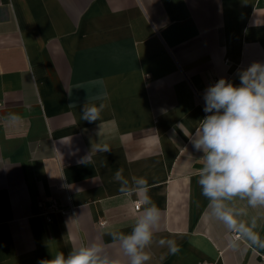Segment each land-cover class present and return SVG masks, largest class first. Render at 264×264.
<instances>
[{
	"label": "crops",
	"instance_id": "0c3cea01",
	"mask_svg": "<svg viewBox=\"0 0 264 264\" xmlns=\"http://www.w3.org/2000/svg\"><path fill=\"white\" fill-rule=\"evenodd\" d=\"M253 62L264 63V0H0V264L93 240L117 252L108 233L143 215L119 192L120 168L148 180L156 240L180 248L154 242L150 264H264L244 238L229 247L237 233L210 215L188 137L206 89L239 85ZM86 103L104 104L99 120L81 119ZM39 203L59 210L49 224ZM224 210L249 227L255 217L264 239V209L236 199Z\"/></svg>",
	"mask_w": 264,
	"mask_h": 264
},
{
	"label": "clouds",
	"instance_id": "9594fccd",
	"mask_svg": "<svg viewBox=\"0 0 264 264\" xmlns=\"http://www.w3.org/2000/svg\"><path fill=\"white\" fill-rule=\"evenodd\" d=\"M237 75L239 85L220 78L206 89L203 97L206 115L188 137L193 148L203 153L199 158L202 166L198 169V184L201 195L208 201L210 215L237 233L239 239L264 248V239L253 231L257 227L255 217L249 227L235 218L240 212L224 210L226 202L236 199L246 201L251 208L264 209V63L253 62L238 70ZM103 108L104 104L86 103L81 119L99 120ZM10 119L16 121L20 117L12 115ZM109 150L107 146L97 149ZM113 179L119 183L122 195L138 198L137 205L143 213L130 232L108 233L111 243L119 245L118 251L110 253L102 241L93 240L74 246L67 254L59 252L40 264H150L154 242L167 247L171 255L180 251L173 239L156 240L162 214L149 195L148 180L142 176L126 178L123 168L116 170ZM239 239L233 237L229 247L238 248Z\"/></svg>",
	"mask_w": 264,
	"mask_h": 264
},
{
	"label": "built area",
	"instance_id": "2783aa9c",
	"mask_svg": "<svg viewBox=\"0 0 264 264\" xmlns=\"http://www.w3.org/2000/svg\"><path fill=\"white\" fill-rule=\"evenodd\" d=\"M224 64L227 65V62L225 61ZM137 202H138V200L133 202V209L136 212H138L140 210V208H138ZM38 205L40 208V215L43 217L45 223L49 224L51 222L52 214L59 211L58 208L53 203L49 204L48 206H43L42 203H39ZM68 212L69 211H63L62 213L66 214ZM233 237H235L236 239L239 238L236 234H234ZM200 264H217V263H215V262H202Z\"/></svg>",
	"mask_w": 264,
	"mask_h": 264
}]
</instances>
